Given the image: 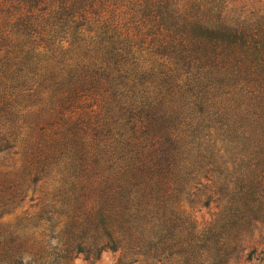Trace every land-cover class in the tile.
Segmentation results:
<instances>
[{
    "label": "trees",
    "instance_id": "16d2710c",
    "mask_svg": "<svg viewBox=\"0 0 264 264\" xmlns=\"http://www.w3.org/2000/svg\"><path fill=\"white\" fill-rule=\"evenodd\" d=\"M232 2L0 0V264H264V16Z\"/></svg>",
    "mask_w": 264,
    "mask_h": 264
},
{
    "label": "rangeland",
    "instance_id": "374dc122",
    "mask_svg": "<svg viewBox=\"0 0 264 264\" xmlns=\"http://www.w3.org/2000/svg\"><path fill=\"white\" fill-rule=\"evenodd\" d=\"M230 3L229 9L232 14H240L244 16H264V0H232ZM18 149L13 150L11 152L0 153V182L4 181V176L10 174H15L18 169L21 167L22 157L20 155H16L15 153ZM7 175V176H8ZM56 193V185L53 184L52 180L46 181L42 185L36 189V192L31 191L29 193L28 199L19 205L10 216L6 217L7 221L12 223L17 222L20 218L31 215L36 216L39 214V209L36 206H42V202L40 200L44 199H52ZM33 200V201H31ZM194 212L195 217H197L198 222L203 225L206 222L211 220L212 212L206 209H202ZM264 227V226H263ZM264 233V228H263ZM119 253L106 252L102 255L99 261H90L87 262L83 256H78L75 259L74 264H117L120 259Z\"/></svg>",
    "mask_w": 264,
    "mask_h": 264
}]
</instances>
